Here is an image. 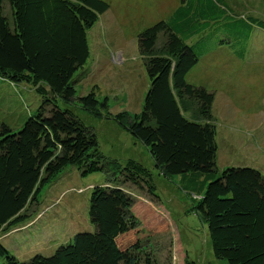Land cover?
Masks as SVG:
<instances>
[{
    "label": "trees",
    "instance_id": "obj_1",
    "mask_svg": "<svg viewBox=\"0 0 264 264\" xmlns=\"http://www.w3.org/2000/svg\"><path fill=\"white\" fill-rule=\"evenodd\" d=\"M226 7L224 0H180L167 21L138 35L149 88L140 113L128 124L121 113L114 121L148 150L158 173L197 187L191 213L206 223L214 258L264 264V177L252 168L217 167L214 93L185 80L199 58L187 41L211 24L240 38V52L254 26L264 30V21L252 17L223 20ZM108 9L102 0H0V80L28 85L39 97L20 128L0 122V231L28 224L47 183L72 177L66 169L82 178L106 176V185L94 186L89 197L93 232L25 262L0 243V264H155L152 254L142 255L149 231L137 218L153 200L163 207L152 172L104 156L95 131L69 109L78 104L99 118L107 107L106 98L96 99V87L77 96L75 75L91 54L87 33ZM133 194L143 202L135 203ZM176 251L189 264L177 239Z\"/></svg>",
    "mask_w": 264,
    "mask_h": 264
},
{
    "label": "rangeland",
    "instance_id": "obj_2",
    "mask_svg": "<svg viewBox=\"0 0 264 264\" xmlns=\"http://www.w3.org/2000/svg\"><path fill=\"white\" fill-rule=\"evenodd\" d=\"M102 1L109 9L87 33L91 54L76 72L75 90L77 96H83L96 87V99L102 103L106 98L108 104L99 111V118L94 116L97 110L89 112L78 104L69 109L73 108L76 116L95 131L104 156L120 163L136 161L152 172L163 207L151 200L147 214L143 206L137 215L139 226L149 231L148 237L144 235L148 241L142 255L152 254L155 264H182L176 251L177 239L188 253L189 264H227L214 258L206 223L191 213V192L197 187L182 184L180 176L158 173L148 150L114 121L121 113L128 124L134 114L140 113L149 88L138 35L157 22L167 21L180 0ZM224 1L227 7L223 20L252 17L264 21V0ZM217 24L187 41L190 46L195 44L199 58L185 80L214 93L217 167L252 168L264 177V30L254 26L245 50L240 52L243 41L230 38L227 29ZM38 104L39 97L30 86L0 80V122L11 129L20 128ZM70 170L72 177L68 174L47 183L39 192L28 224H20L6 234L0 231V243L19 261L35 255L52 256L75 234L93 232L88 220L89 197L94 186L106 185V176L99 173L82 178L74 168L66 169ZM133 196L135 203L143 202L144 197Z\"/></svg>",
    "mask_w": 264,
    "mask_h": 264
}]
</instances>
